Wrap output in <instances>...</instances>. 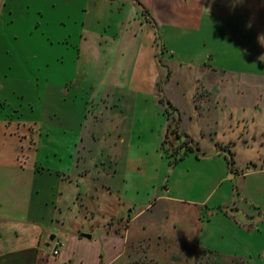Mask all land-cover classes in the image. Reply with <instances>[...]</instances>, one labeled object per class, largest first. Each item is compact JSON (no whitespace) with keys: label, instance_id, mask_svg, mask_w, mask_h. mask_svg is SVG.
Returning a JSON list of instances; mask_svg holds the SVG:
<instances>
[{"label":"rangeland","instance_id":"374dc122","mask_svg":"<svg viewBox=\"0 0 264 264\" xmlns=\"http://www.w3.org/2000/svg\"><path fill=\"white\" fill-rule=\"evenodd\" d=\"M126 12V5L110 0H0V122L7 123H0V153L38 162L42 174L31 179L30 188L40 189L38 199L48 216L56 219L49 224L53 235L70 242L72 250L73 241L87 247L82 254L89 256L82 264L102 263L95 244L99 237L107 258L110 252L122 250L121 236L128 225L115 223L111 231L117 239H107L108 228L97 221L108 226L109 218L122 210L119 192L129 151L154 162L152 151H160L164 143L156 116V110L162 109L147 92V85L136 93L121 89L119 94L118 88L108 85L109 80L128 76L133 59L127 50L125 59L115 63ZM186 32L178 27L164 36L170 50L157 33L155 48L158 61L160 57L171 61L173 71L171 80L158 84L156 90L163 98L165 84L173 86L174 104L165 99L161 105L182 114L191 111L188 91L197 92L194 81L206 70L204 63L212 64L210 56L206 59L202 33ZM116 37L118 43L112 44ZM251 46L256 47L249 43L247 48ZM245 51L238 46L236 52L220 53L219 62L226 66L208 76L223 82L232 79V90L226 91L224 84L221 95L228 96L229 106L246 105L230 108L234 119L223 108V127L232 125L237 131L240 126L239 133L244 134L240 141L238 133L231 134L233 129L219 132L220 140L237 142L233 149L236 169L231 171L226 164L220 170L217 163L198 156L197 150L171 164L167 156L174 148L167 145L157 187L160 193L168 189L170 197L183 200L158 205L141 221L143 228L129 229L126 252L115 264H264V111L255 122H236L256 101L264 105V50L263 55ZM147 56V63H152L151 55ZM153 70L136 72L146 80ZM108 94L111 100L105 110L103 99ZM119 97L124 99L120 102ZM123 120L127 128L121 136L118 122ZM178 134L175 141L184 146L186 135ZM253 167L262 170L248 173ZM14 181L18 184L23 178L9 181V187ZM91 193L96 194L95 200ZM197 202L210 209L202 219L191 204ZM91 210L98 212L96 225L90 223ZM80 234L93 239L78 238ZM47 252L54 256L52 247ZM50 264L56 263L51 259Z\"/></svg>","mask_w":264,"mask_h":264},{"label":"crops","instance_id":"0c3cea01","mask_svg":"<svg viewBox=\"0 0 264 264\" xmlns=\"http://www.w3.org/2000/svg\"><path fill=\"white\" fill-rule=\"evenodd\" d=\"M110 1H118L119 4L126 5L127 8L126 16L124 17L126 25L121 33L120 40H118L119 43L117 41L118 37H116V40L112 43H118L119 48L115 63H117L118 59L119 61L125 59L124 56L127 50L131 51L129 56L133 59L131 60L129 73H127L128 76L124 79L109 80L108 85L118 88V94L121 89L122 91L133 89L136 93L138 88L142 91L145 85H147V92L152 95L156 105L162 109L156 110V116L159 121H161V130H163L164 140L168 135L170 125H173L177 127L178 132L182 135H186L185 141H187L188 138L192 140L188 145L194 150H197L198 156H205L203 158L204 160L206 159L215 164L217 163L216 166H218L220 170H225L226 164L229 165V153L233 154L235 162L236 155L233 153L234 145L240 141L242 138L241 136L244 134L239 133L240 126H237V131L232 125L227 128L223 127L226 124L223 120V108H227L228 116H230L228 118L234 119V112L230 111V108L239 110L240 107H246V105L242 103L239 106L237 104H230L229 106L228 96L224 98L221 95V89L224 84L226 86V91L228 89L232 90V79L230 80V78H227L223 82L219 77L214 80L210 79L208 76L210 73H213V70L219 73V70H222V68L226 66L224 63L222 66L219 62V54H230L233 50L236 52L238 46H241L244 51L246 49L251 54L256 52L263 55L264 12L261 10H264V0ZM257 8L260 10H257ZM143 10L147 13L144 14ZM255 13L260 17L254 16ZM178 27H183V30L187 31L186 33L191 32L192 35L197 32L202 33V46L207 50L205 52L206 59L210 56L208 59L212 60V64L207 62L204 63V65L207 66L206 70L195 78L194 83L196 84L197 92L188 91L190 94L191 111L187 112L183 110V114L180 111H174V113L169 112L170 114L167 115V118V113H165L167 108L162 107L161 100L164 101L168 99L173 105L174 96L172 92L174 91V87L170 86V84H165L167 87L165 90L163 89L164 97L161 98V95L159 96L156 90V86L162 82L168 83L173 77V71L171 61H164L163 57H160L161 61H158L155 49L157 44L156 37L157 33L161 34L164 46L170 50L168 40L166 37L164 39V36H168L169 32H173V28ZM159 30H161L160 33L158 32ZM107 42L109 43V40H107ZM249 43H254L256 47L253 46V49L252 46L247 48ZM124 45H126L125 52H122L121 48ZM145 49L148 52H145ZM147 54L151 55L152 63H147V58L149 57ZM258 58L259 57H257V59ZM149 64L150 67H148ZM153 68L154 70L149 73L151 79L148 78L145 80L139 76L138 71L136 72V69H138L141 74V72H147ZM134 71L136 74L135 76H133ZM248 72L249 71H247V73ZM182 80H184V78ZM198 84L203 88V91L199 89ZM238 97L239 95H237V98ZM123 99L124 98L119 97L118 100L121 102ZM109 100L111 99L108 94V96H105L103 99L105 102L103 103L105 110H109L107 105ZM261 102H263V100H261ZM244 111V116L246 117L238 116L236 122L239 123V119L247 122L250 120L255 122L256 117L262 116L264 105L256 101L249 106V109ZM249 111H252V113L248 116L246 113ZM165 118L167 123L164 121ZM0 123L3 125L7 124ZM125 124V120L118 122V130L121 136L125 133V129L127 128ZM222 128L223 130L224 128L226 130L233 129L231 130V134L233 132L234 135L238 133L236 135L238 138L237 142H234L232 138L225 139L226 141L220 140L219 132ZM152 131L154 130L152 129ZM206 134H208V138H206ZM248 135L251 139L256 138V134L251 133V135ZM169 140L173 141L175 137L170 136ZM125 142V140H121L122 144ZM174 142L176 146H178V143L176 141ZM129 145L132 148L131 141ZM152 153L155 154L154 162L152 160H145L142 157H137L134 150L129 151V157L123 175L124 185L122 186V191L119 192L121 193L120 200L122 203V210L109 218L110 222L107 223L108 226L105 225L104 221H97L96 214H98V212H92L91 210V218L93 221L90 223L96 225V223H94L96 219L104 228L107 227V239H117L116 236L118 235L111 231L115 223L119 225H121V223H126V225H128V230L124 233V236H121L124 239V247L122 250L116 251L113 254L110 252L108 255L109 259L106 257L103 247L100 246L99 241H101V237L95 241L98 247L97 254L100 262H102L101 264H115L124 256L129 229L143 228L144 224H142L141 221L144 217H147L149 212L156 209L160 204L164 205L163 203L166 201H171L173 199L183 200L170 197L168 195V189H166L164 193H160L159 189L161 188L157 186L160 184L159 172L164 163V153L162 148L160 151L154 149ZM208 154H210V156H208ZM28 158L31 159V157ZM24 160L25 159L20 157L14 159V156H4L0 153V264H50L51 259L56 264H78L79 260H81L82 264V262L85 261L84 257L89 256V254H82L87 247L73 241L72 243L75 244V248L72 250L71 246H69L70 242L59 240L57 236L53 235L54 230L49 224H55L54 222L56 219L51 215L48 216L45 205H42L38 199L40 189L38 188L37 191L35 186L30 188L31 179H35L37 175H41L42 171H40L41 169L37 166L38 162H24ZM249 160L252 159L250 158ZM250 164L255 166L253 161H250ZM234 168L236 169V167ZM261 170L262 169L259 170L253 167L248 170V173L255 174ZM19 177H22L23 181L18 184L17 181H14L9 187L8 182ZM24 180L27 182L24 183ZM145 182L147 186L144 185ZM26 184L27 186L24 190L20 188V185L24 187ZM111 189L112 186H108L110 193L112 192ZM143 190L146 191L145 194H141ZM87 196H90V192ZM95 196L96 194L91 193L93 199ZM191 204L198 208V219H202L210 210L208 205L206 203L204 204V202ZM88 213L90 216V211ZM64 220L65 218H63V222ZM86 236L85 234H80L78 238L93 239L92 237L88 238ZM57 244H64V247L61 253H59V259L56 260L55 258L57 256L50 255L47 251L52 247V252L54 253Z\"/></svg>","mask_w":264,"mask_h":264},{"label":"trees","instance_id":"16d2710c","mask_svg":"<svg viewBox=\"0 0 264 264\" xmlns=\"http://www.w3.org/2000/svg\"><path fill=\"white\" fill-rule=\"evenodd\" d=\"M143 13H147L145 10H143ZM163 101V100H161ZM166 113L167 115L170 114L168 110H166ZM170 136H173L175 137V139L177 137H180V135L178 134V130H177V127L173 126V125H170L169 127V131H168V135L166 137V139L164 140V143L162 145V150H163V153L164 155H166V146L169 145L170 147H173L174 150H172L171 152V155L170 156H167L169 159L172 158L170 160V163L171 164H177L180 160H182L183 158H185V156L191 152V151H194V149L189 146V142L192 141L190 138L187 139V141H185V143L183 144L184 146H176V143L174 142L175 140H169L170 139ZM186 146V148H184ZM183 151L181 154H179V150ZM233 154L232 153H229V156H228V163H229V167H230V170L231 171H234V159H233Z\"/></svg>","mask_w":264,"mask_h":264},{"label":"built area","instance_id":"2783aa9c","mask_svg":"<svg viewBox=\"0 0 264 264\" xmlns=\"http://www.w3.org/2000/svg\"><path fill=\"white\" fill-rule=\"evenodd\" d=\"M62 247V244H57L55 250H54V255L57 256L59 254V248Z\"/></svg>","mask_w":264,"mask_h":264},{"label":"water","instance_id":"95a60500","mask_svg":"<svg viewBox=\"0 0 264 264\" xmlns=\"http://www.w3.org/2000/svg\"><path fill=\"white\" fill-rule=\"evenodd\" d=\"M86 237L90 238V236H86ZM52 239H53V238H52Z\"/></svg>","mask_w":264,"mask_h":264}]
</instances>
